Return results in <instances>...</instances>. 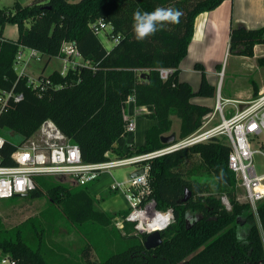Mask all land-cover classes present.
<instances>
[{
    "label": "trees",
    "instance_id": "16d2710c",
    "mask_svg": "<svg viewBox=\"0 0 264 264\" xmlns=\"http://www.w3.org/2000/svg\"><path fill=\"white\" fill-rule=\"evenodd\" d=\"M224 1L35 0L29 5L17 1L0 7V93L22 95L19 102L9 99L0 114V135L7 141L5 155L47 120L79 146L87 163L107 160L108 152L130 157L164 148L161 138L171 132V115L180 120L177 140L196 133L203 118L214 109L194 104L192 99L215 98L217 89L207 80L204 66L197 63L195 70L201 73V82L194 92L191 84L180 79V65L188 54L196 18ZM158 7L179 9L183 13L180 22L165 23L156 34L137 41L133 13ZM99 20L113 26L111 39L119 37L111 50L91 29ZM7 25L17 26L16 40L4 36ZM69 42L88 65L70 68L65 75L60 71L40 75L36 83L18 73L16 59L22 51L37 50L49 63L53 57H64L62 47ZM258 45H264V27L231 25L230 54L254 57ZM259 62L264 64V58ZM163 68L173 69L167 80L160 77ZM253 87L257 97L255 82ZM131 96L137 107L148 109L146 117L157 120V125L147 131L144 145L120 152L115 144L125 136ZM4 130L18 136V142L5 137L1 133ZM230 152L225 138L215 137L150 162L152 197L158 209L172 208L175 214V222L161 232L162 244L153 250L145 248L147 235L136 233L134 224L125 222L121 229L116 228L115 219L125 218L127 209L103 212L87 185L76 188L55 177H43L34 191L13 198L48 196L54 205L61 206L73 227L83 229L88 236L81 251L86 264H264V200L258 204L257 214L249 203L238 200L237 180L228 168ZM195 157L198 161L191 169H181ZM4 164L12 163L7 159ZM193 169L206 172L209 178L194 179ZM186 191L191 197L183 202ZM223 195L231 210L222 204ZM189 216L193 220L190 225ZM112 225L116 229L106 234L104 229ZM24 232L22 227L4 229L0 222V256H10L22 264H50L41 246L31 244ZM94 252L97 260H93Z\"/></svg>",
    "mask_w": 264,
    "mask_h": 264
},
{
    "label": "built area",
    "instance_id": "2783aa9c",
    "mask_svg": "<svg viewBox=\"0 0 264 264\" xmlns=\"http://www.w3.org/2000/svg\"><path fill=\"white\" fill-rule=\"evenodd\" d=\"M91 29L99 36L105 30L113 31V26L99 20L91 24ZM113 40L117 43L119 37ZM29 52V60L40 61L43 58L37 50L32 49ZM62 53L64 54L61 58L64 62L63 70L60 71L62 75L70 68L89 64L71 42L63 45ZM22 61L23 51L16 59L17 70L21 67ZM26 67L27 63H24L20 75L27 76ZM159 72L160 77L167 80L173 69L163 68ZM29 79L36 83L33 78ZM11 98L19 102L22 95L15 96L12 92L0 93V114ZM215 98L214 111L203 118L201 129L193 135L147 154L111 157L113 154L108 152L106 154L108 159L99 163L84 162L79 146L50 120L45 121L30 138L16 144L15 149L8 155H5L7 141L0 135V200L28 195L37 188L38 178L56 177L65 179L74 186H86L95 183L104 173L121 167L135 166L137 173L140 171L143 173L129 178L124 184L115 182L110 187L113 192L124 193L128 202V214L125 218L117 217L115 224L121 229L125 222L132 223L139 234L162 232L175 222V214L172 208L158 209L157 201L152 197L150 162L195 144L208 142L212 138L223 137L229 141L231 147L228 168L235 174L237 187L244 189L245 201L257 214V206L264 200V173L258 172L255 156L260 154L264 157V153L254 149V146L262 141L263 144L260 146L264 147V140H261L264 137V93L248 101H236L224 98L220 88H217ZM132 103H135L133 96L127 101L128 108ZM228 106H231L230 117L226 116ZM241 106L244 108L241 109ZM217 115L220 116V122L208 128ZM135 130L136 122L129 120L125 136ZM7 159L12 164H4ZM221 201L227 210H231L227 196H221ZM0 264L22 263L10 256H0Z\"/></svg>",
    "mask_w": 264,
    "mask_h": 264
},
{
    "label": "rangeland",
    "instance_id": "374dc122",
    "mask_svg": "<svg viewBox=\"0 0 264 264\" xmlns=\"http://www.w3.org/2000/svg\"><path fill=\"white\" fill-rule=\"evenodd\" d=\"M20 2L23 5L32 4L35 0H1L0 7L7 8L12 6L15 2ZM78 1V0H71ZM110 30H105L99 34V39L108 50H111L115 45V40L111 39L109 36ZM6 34L10 38L18 37V28L14 25H7ZM264 50V48L262 49ZM29 49L23 51V57L25 61L29 58ZM264 56H255L254 58H243L237 57L236 55L231 54L230 57L225 58L222 62V68L224 70V76L221 83L222 96L227 98L235 97V92L244 97L249 96L253 93L254 81L258 86L264 87V64L259 62V58ZM47 56H44L40 61L31 60L26 67V75L31 79L38 81L40 75L48 76L54 71H62L64 67V62L61 58L53 57L50 63L47 65ZM210 69L213 68H209ZM206 71V70H205ZM21 72V67L18 69V73ZM206 77L210 81L214 82L215 78L213 74L206 71ZM197 81L200 78L199 75H196ZM207 79V80H208ZM217 86V85H216ZM195 89H198L194 86ZM218 88V86H217ZM216 88V89H217ZM198 98V97H196ZM200 98V97H199ZM207 103L210 105L215 104V100L212 98H207ZM231 106L226 108V116L230 117L229 110ZM173 120V129L179 128V119L177 117H172ZM214 124L220 122V116L217 115L214 119ZM5 137H8L13 142H18L19 137L13 136L12 133L8 130L1 132ZM173 133H168L166 135H171ZM177 134V138H178ZM226 140V139H225ZM264 140V137L261 138ZM229 143L228 140H226ZM262 141L254 146V149L261 150L264 153V147H261ZM114 157V155H111ZM198 159L195 157L193 160H189L184 165L181 166V169L187 171L193 167V163L197 162ZM255 163L259 173H264V157L260 154L255 156ZM135 166H126L112 170V175L114 179L119 183H126L131 174L135 171ZM193 178L200 181H206L209 178V175L206 172H201L200 170H192ZM56 178V177H55ZM45 179L38 178L36 181ZM57 179V180H56ZM56 181H61L65 184L71 185L65 179L56 178ZM54 180V182H56ZM93 183L87 185L89 191L93 188ZM79 188L81 186H74ZM238 190V200L240 202L245 201V192L241 187H237ZM91 193V191H90ZM116 193L110 191V193H105L100 195L99 199H96L92 193L91 195L97 200V207L103 212L114 214L119 213L113 212L110 208L106 207L107 203L111 198H113ZM104 203V204H103ZM192 217L189 216V223L192 222ZM0 222L4 229L12 230L18 227H22L24 235L31 242V244H39L40 249L44 251L46 260L50 264H86L81 257V251L87 244L88 236L85 234L83 229H77L69 222L63 213L61 206L54 205L48 196H44L41 199H28L26 197H16L11 200H0ZM116 228L117 225L115 224ZM114 225L108 229H104L106 234L113 232ZM89 237L91 236V231L89 230ZM103 242L101 241V244ZM98 254L94 252L93 260H97Z\"/></svg>",
    "mask_w": 264,
    "mask_h": 264
},
{
    "label": "crops",
    "instance_id": "0c3cea01",
    "mask_svg": "<svg viewBox=\"0 0 264 264\" xmlns=\"http://www.w3.org/2000/svg\"><path fill=\"white\" fill-rule=\"evenodd\" d=\"M231 25L241 26L248 29H258L264 27V0H225L215 10L204 12L196 18L194 36L189 45L188 54L180 65V79L191 84L194 92L198 91V89H195L194 86H198L196 88H199L201 82V73L195 70V65L197 63H201L204 66L205 70L213 74L215 78L214 82L210 81V79L207 78L209 83L216 88L218 86L222 94L221 83L224 76L222 62L225 60V58H229L231 55L229 53ZM4 36L12 40H16L18 38L8 37V35L6 34V29L4 32ZM263 48L264 45L256 46L254 50V57L259 55L264 56V50H262ZM30 61L31 60H29V58L27 61H25V57H23L21 67L24 66V63H27L28 66V63H30ZM49 63H47V65ZM209 68L213 69H210L209 71ZM196 75L200 76L198 81ZM256 86L258 89V95L264 93V87L258 86L257 83ZM234 94L235 97H230L228 95L226 99L248 101L254 98V92L246 97L237 94V92H235ZM206 99L207 98L205 97H194L192 99V102L197 105L207 106L214 109L215 104H208ZM212 99L215 100L216 103V98ZM129 106L130 107L127 109V118L128 120L136 122V130L117 141V143L115 144V148L120 152H126L133 146L144 145L146 143L147 131L152 126L157 125V120L149 119L146 117V115L149 113L146 107H137L135 103H132ZM173 116L176 117L175 115H171V120ZM214 121L215 120L212 121L211 125L208 128H212L218 124L217 123L213 125ZM179 131L180 120L179 128L176 130L172 128L171 133H175L177 135L179 134ZM136 173L137 170L135 169V171L129 178L133 177V175H135ZM115 182L117 181L114 179L112 172L104 173L95 183H93V188L90 191L96 199H99L100 195L110 193V187ZM105 205L113 212H118L119 210H125L128 208L127 199L122 192L116 193V195L107 203H105Z\"/></svg>",
    "mask_w": 264,
    "mask_h": 264
},
{
    "label": "clouds",
    "instance_id": "9594fccd",
    "mask_svg": "<svg viewBox=\"0 0 264 264\" xmlns=\"http://www.w3.org/2000/svg\"><path fill=\"white\" fill-rule=\"evenodd\" d=\"M183 13L172 7H158L151 12L137 9L133 13V32L137 41H143L156 34L165 23H179Z\"/></svg>",
    "mask_w": 264,
    "mask_h": 264
},
{
    "label": "water",
    "instance_id": "95a60500",
    "mask_svg": "<svg viewBox=\"0 0 264 264\" xmlns=\"http://www.w3.org/2000/svg\"><path fill=\"white\" fill-rule=\"evenodd\" d=\"M243 108H244V106H241V109H243ZM161 141L164 144H166V146L172 145L177 141V135L175 133H173L171 135L163 136L161 138ZM142 173H143V171H140L137 174L133 175V177L136 175H140ZM190 197H191V193L189 191H186V195H185V198L183 199V202L189 201ZM188 223H189V217H188ZM191 223L192 222H190L189 225ZM162 242H163V240L161 237V232L156 231V232H153V233L147 235V238L144 241V246L147 250H153V249H156L157 247H159L162 244Z\"/></svg>",
    "mask_w": 264,
    "mask_h": 264
}]
</instances>
